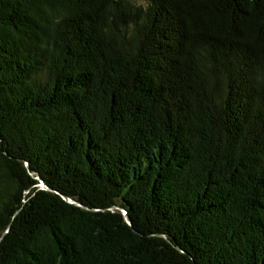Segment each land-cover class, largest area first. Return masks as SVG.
<instances>
[{"label": "trees", "instance_id": "trees-1", "mask_svg": "<svg viewBox=\"0 0 264 264\" xmlns=\"http://www.w3.org/2000/svg\"><path fill=\"white\" fill-rule=\"evenodd\" d=\"M0 264H264V0H0Z\"/></svg>", "mask_w": 264, "mask_h": 264}, {"label": "clouds", "instance_id": "clouds-1", "mask_svg": "<svg viewBox=\"0 0 264 264\" xmlns=\"http://www.w3.org/2000/svg\"><path fill=\"white\" fill-rule=\"evenodd\" d=\"M138 3L144 4V3H146V0H138Z\"/></svg>", "mask_w": 264, "mask_h": 264}, {"label": "water", "instance_id": "water-1", "mask_svg": "<svg viewBox=\"0 0 264 264\" xmlns=\"http://www.w3.org/2000/svg\"><path fill=\"white\" fill-rule=\"evenodd\" d=\"M41 186L46 188V185L41 181Z\"/></svg>", "mask_w": 264, "mask_h": 264}]
</instances>
